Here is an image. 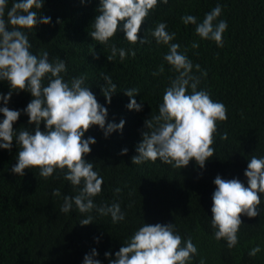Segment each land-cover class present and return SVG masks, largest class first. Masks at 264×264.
I'll return each mask as SVG.
<instances>
[{
    "label": "trees",
    "instance_id": "trees-1",
    "mask_svg": "<svg viewBox=\"0 0 264 264\" xmlns=\"http://www.w3.org/2000/svg\"><path fill=\"white\" fill-rule=\"evenodd\" d=\"M11 3L8 0L9 8ZM218 4L222 12L217 22L225 20L228 25L223 47L201 40L195 34L196 26L181 20L193 15L202 22ZM98 7L99 0H44L37 19L50 17V23H38L25 31L33 55L47 51L49 62L64 60L67 71L61 75L65 82L70 85L74 77H86L84 86L107 109L105 127L124 121L122 130L107 137L96 125L83 137L95 139L84 158L103 177L102 192L93 198L94 203L98 207L119 203L124 219L113 223L110 215L102 216L95 209L81 214L75 206L68 213L61 212L64 196H75L79 189L59 170L48 179L36 168L25 169L23 176L12 173L20 150L14 138L10 151L0 149V264H83L84 256L93 249L100 264H109L139 227L157 223L174 224L182 240L192 238L198 255L190 264H199L201 259L204 264H264V194H259L256 217H240L242 225L234 248L229 249L224 240L216 241L211 227L215 177L236 178L247 187L244 172L249 159L264 157V0H168L167 4L158 0L138 33L139 39L149 41L145 44H130L122 30L123 22L107 45L94 41L89 33L94 30ZM160 22L167 24L169 33H175L172 43L180 44L179 51L207 72L198 90H206L214 102L223 103L227 109V120L217 121L214 155L203 169L194 160L181 169L159 159L138 165L131 162L147 130L144 122L159 114L163 93L176 75L163 59L168 47L158 45L151 35ZM194 41L199 43L196 49L191 48ZM112 45L136 54L121 60L117 53L109 61ZM161 64L164 73L153 76ZM193 74L201 76L195 68ZM105 75L116 85L110 103L102 94ZM128 89H138V93L130 98L125 95ZM9 91V83L0 80V95ZM188 91L190 94L191 89ZM31 99L27 91H13L7 105L0 99V107L21 112L13 124L14 131L35 128L23 112ZM130 99L142 106L140 111L127 108ZM3 119L0 113V122ZM39 127L45 130L43 121ZM224 133L227 139L222 140ZM125 148L127 153L122 155ZM57 188L59 197L52 195ZM89 215L93 222L81 225L79 222ZM256 246L261 251L250 257L249 251Z\"/></svg>",
    "mask_w": 264,
    "mask_h": 264
},
{
    "label": "clouds",
    "instance_id": "clouds-1",
    "mask_svg": "<svg viewBox=\"0 0 264 264\" xmlns=\"http://www.w3.org/2000/svg\"><path fill=\"white\" fill-rule=\"evenodd\" d=\"M161 2L167 4L168 0ZM43 3L44 0H12L9 8L8 0H0V80L7 81L10 86L8 94L0 95V99L7 105L13 91L29 92L32 99L23 112L28 116V123L35 125L32 130L14 131L13 124L21 112L0 107L4 117L0 122V149L10 151L13 139H16L20 150L11 171L19 176L24 175L25 169L33 168L39 169V175L44 179L58 170L63 172L64 179L79 190L75 196H64L61 212L68 213L75 206L81 214L95 209L102 216L110 215L113 223L122 221L125 214L119 203L99 207L94 203L93 198L102 192L103 177L94 170L93 163L84 158L91 152L90 145L96 141L92 137H83L93 125L99 126L107 137L114 131L122 130L124 121L107 123L105 127L107 109L98 103L88 86H84L86 77H74L69 85L61 75L67 71L64 60L49 62L47 51L40 56L32 54L25 30H33L38 23H50V17L37 19V10L43 7ZM157 3L158 0H99L94 30L89 34L94 41L107 45L123 22L122 30L130 44L149 43L146 37L139 39L138 33ZM221 12L222 7L218 4L205 14L202 22L198 23L193 15L182 16L181 20L185 25H195V34L201 40L214 41L217 47H223V33L228 25L225 20L217 22ZM166 29L167 24L160 22L151 35L158 45L168 47L163 59L176 75L170 79L163 93L159 114L144 122L147 130L142 133V142L136 148L138 154L132 157L131 162L138 165L159 159L164 164L181 169L194 160L203 169L205 162L214 155L212 145L217 121L227 120V109L223 103L214 102L206 90H198L200 79L207 72L201 70L200 65H193L187 55L179 51L180 44L172 43L175 33ZM198 47V42L191 44L193 49ZM117 53L121 60L126 55L134 57L136 54L133 50L117 49L112 45L107 59L112 61ZM193 68L200 72V77L193 74ZM164 71L161 64L153 76L162 75ZM45 78L47 86L44 85ZM103 79L106 85L102 94L110 103L116 85L108 75ZM137 93L138 89L125 91L130 98ZM127 108L140 111L142 106L135 99H130ZM42 121L44 131L39 127ZM220 138L227 139V133ZM126 153L125 148L121 154ZM244 176L247 187L236 178L225 180L217 175L213 181L216 187L212 194L211 227L215 229L214 239L226 241L229 249L238 243L237 234L242 225L240 217L254 218L258 215L259 194H264V157L252 156ZM119 191L116 189V192ZM52 195L59 197L61 192L57 188ZM92 222L93 217L89 215L79 223L88 225ZM260 251L259 246L253 247L248 255L255 257ZM97 255L93 249L84 256L83 264H100L95 259ZM196 255L198 249L192 238L182 240L175 232L174 224H143L120 247L109 264H190ZM108 256L106 252L105 257ZM199 264H204V260L201 259Z\"/></svg>",
    "mask_w": 264,
    "mask_h": 264
}]
</instances>
